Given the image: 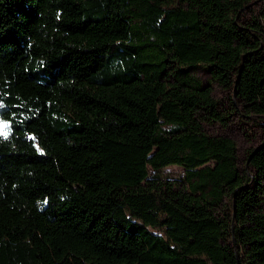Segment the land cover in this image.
Returning a JSON list of instances; mask_svg holds the SVG:
<instances>
[{"label":"trees","instance_id":"1","mask_svg":"<svg viewBox=\"0 0 264 264\" xmlns=\"http://www.w3.org/2000/svg\"><path fill=\"white\" fill-rule=\"evenodd\" d=\"M255 1L0 0V264H264Z\"/></svg>","mask_w":264,"mask_h":264},{"label":"rangeland","instance_id":"2","mask_svg":"<svg viewBox=\"0 0 264 264\" xmlns=\"http://www.w3.org/2000/svg\"><path fill=\"white\" fill-rule=\"evenodd\" d=\"M264 0H256L252 4L244 9L243 19H248L252 11H263ZM203 82V84H212L215 91V97L219 100L222 113L226 115L225 119L219 123L206 125V129L210 133L221 134L232 138L237 146L238 150V164L240 167L244 165V159L248 150L258 144L259 132L258 130L249 125L245 119H242L239 113L232 111L228 107V99L225 92L215 83H211L210 75L205 67H198L193 71ZM183 169L176 165L167 166L156 173L163 179H171L173 181H179L183 178ZM262 205L264 208V194Z\"/></svg>","mask_w":264,"mask_h":264}]
</instances>
